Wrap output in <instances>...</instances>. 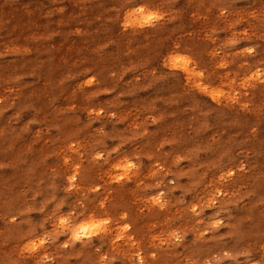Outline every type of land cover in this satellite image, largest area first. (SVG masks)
Instances as JSON below:
<instances>
[{
    "label": "rangeland",
    "instance_id": "1",
    "mask_svg": "<svg viewBox=\"0 0 264 264\" xmlns=\"http://www.w3.org/2000/svg\"><path fill=\"white\" fill-rule=\"evenodd\" d=\"M0 264H264V0H0Z\"/></svg>",
    "mask_w": 264,
    "mask_h": 264
},
{
    "label": "bare ground",
    "instance_id": "2",
    "mask_svg": "<svg viewBox=\"0 0 264 264\" xmlns=\"http://www.w3.org/2000/svg\"><path fill=\"white\" fill-rule=\"evenodd\" d=\"M90 225H91V223H90ZM90 231H91L90 226H87L86 224H83V223H79V224L72 225L69 229L68 234L70 235V238H72L74 240H79L81 237L90 236V234H91ZM89 246H91V245H89Z\"/></svg>",
    "mask_w": 264,
    "mask_h": 264
}]
</instances>
